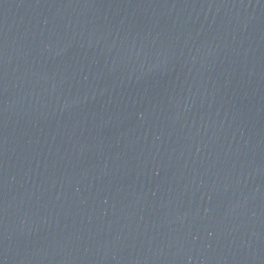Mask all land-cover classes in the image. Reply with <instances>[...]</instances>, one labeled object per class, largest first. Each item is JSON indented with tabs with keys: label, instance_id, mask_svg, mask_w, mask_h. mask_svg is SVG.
I'll return each mask as SVG.
<instances>
[{
	"label": "water",
	"instance_id": "obj_1",
	"mask_svg": "<svg viewBox=\"0 0 264 264\" xmlns=\"http://www.w3.org/2000/svg\"><path fill=\"white\" fill-rule=\"evenodd\" d=\"M0 264H264V0H0Z\"/></svg>",
	"mask_w": 264,
	"mask_h": 264
}]
</instances>
